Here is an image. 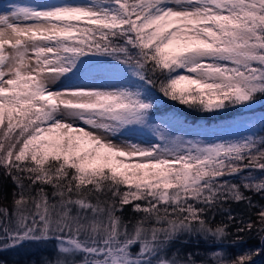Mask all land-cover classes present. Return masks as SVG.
I'll return each mask as SVG.
<instances>
[{
    "label": "snow or ice",
    "instance_id": "1",
    "mask_svg": "<svg viewBox=\"0 0 264 264\" xmlns=\"http://www.w3.org/2000/svg\"><path fill=\"white\" fill-rule=\"evenodd\" d=\"M111 73L134 83L87 82ZM260 98L264 0L7 4L0 170L15 188L0 207V250L50 246L41 264H257L264 205L245 193L264 197V135L189 136L153 109L170 101L219 116ZM232 203L258 207L256 219ZM182 237L208 253L172 251Z\"/></svg>",
    "mask_w": 264,
    "mask_h": 264
},
{
    "label": "trees",
    "instance_id": "2",
    "mask_svg": "<svg viewBox=\"0 0 264 264\" xmlns=\"http://www.w3.org/2000/svg\"><path fill=\"white\" fill-rule=\"evenodd\" d=\"M121 75V74H119ZM121 77H123L121 75ZM153 116L158 119H167L175 117L177 119L176 125H192L195 127L215 128L223 133V139L235 138L239 135H247L256 133L257 135H264L260 132L261 119L264 118V98H260L251 109H244L240 111H233L231 113L213 116L209 113H197L187 109L185 106H179L173 102L157 103L153 109ZM237 121H247L248 124L240 126ZM226 125H233L227 127ZM257 175H264V173H257ZM237 182V181H234ZM15 186L9 179H5L0 170V207L10 206L13 198V191ZM252 197L253 203L256 205H264V197L259 194L245 193ZM231 207L233 214L237 217H250L252 220L256 219L255 213L259 210L258 207L249 209L246 203H232L226 205ZM123 217L125 220L134 219L135 215L130 207L126 208ZM225 217L217 214L215 222L219 223ZM230 232H235L234 227L229 228ZM250 246H258L256 240H248L244 248ZM180 249L182 253L198 252L200 257L206 255L209 251V245L203 239L182 237L175 241L172 245V251ZM241 249L235 247H228L227 251L236 255ZM52 252L49 249H44L36 246L34 243H25L21 247L11 248L7 250H0V264H41L43 257H51ZM257 264H264V257L257 258Z\"/></svg>",
    "mask_w": 264,
    "mask_h": 264
},
{
    "label": "rangeland",
    "instance_id": "3",
    "mask_svg": "<svg viewBox=\"0 0 264 264\" xmlns=\"http://www.w3.org/2000/svg\"><path fill=\"white\" fill-rule=\"evenodd\" d=\"M31 2H33V0H0V9H2L4 6L10 3L29 4ZM87 82L101 84V85L111 84L113 86H116L118 84L132 85L134 83V81L132 80L121 77L119 73H111L105 77L97 78L95 80L87 81ZM154 118L156 121L162 120V119L156 118L155 116ZM176 130L181 133L187 134L189 136L200 135L202 138H206L209 140L215 139V138L223 139L222 138L223 133H220V131L215 128L209 129L208 127H195L190 124L189 125L183 124L180 126L176 125ZM114 142L119 143V139L115 140Z\"/></svg>",
    "mask_w": 264,
    "mask_h": 264
}]
</instances>
